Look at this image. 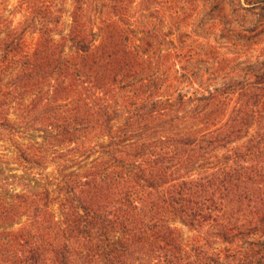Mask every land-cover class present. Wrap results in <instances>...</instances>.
<instances>
[{"label": "trees", "instance_id": "16d2710c", "mask_svg": "<svg viewBox=\"0 0 264 264\" xmlns=\"http://www.w3.org/2000/svg\"><path fill=\"white\" fill-rule=\"evenodd\" d=\"M59 2L19 0L10 12L0 0V143L42 180L0 194V264H264V199L248 195L258 177L242 172L239 150L196 158L219 139L183 124L207 117L197 110L210 96L169 95L172 53L149 62L151 41L135 45L122 25L135 0H74L67 34ZM121 92L133 102L118 117L104 97ZM38 127L42 141L30 137ZM217 185L220 196L207 192ZM20 212L31 222L15 230Z\"/></svg>", "mask_w": 264, "mask_h": 264}, {"label": "rangeland", "instance_id": "374dc122", "mask_svg": "<svg viewBox=\"0 0 264 264\" xmlns=\"http://www.w3.org/2000/svg\"><path fill=\"white\" fill-rule=\"evenodd\" d=\"M18 1L11 0L10 12ZM73 4L74 0L59 2L64 34L71 25ZM133 7L135 17L128 25L122 22L131 30L132 43L140 46L142 40H150L151 49L148 45L142 51L152 63L160 52L172 53L166 61L169 95L210 96L208 106L197 110L199 114L207 108V117L204 113L198 120L187 117L183 124L192 132L204 134L205 130L210 131L219 139L212 145L196 146V158L208 152L212 154L209 161L216 162L218 156L219 159L223 155L232 156L233 151L239 150L243 156L238 162L242 172L249 178L252 175L258 177L253 188L256 192L248 195L264 199V178H260L264 176V0H135ZM19 18L17 15L16 20ZM140 23L153 31H150L151 36ZM95 33L98 35V30ZM31 38L36 39V35ZM96 40H99V35ZM167 95L164 93V97ZM128 97V92L108 94L104 97V105L110 113L124 116L133 102ZM123 122L124 119L117 124ZM45 135L38 127L30 137L42 141ZM0 152L7 154V161L0 170L1 195H15L40 185L42 180L17 161L12 149L0 143ZM52 171V166L47 169L48 173ZM203 171L201 169L195 175L200 177L198 175ZM218 188L220 186L217 185L207 192L216 191L218 197ZM234 204L231 209L236 207ZM251 205L257 212L261 211L262 207ZM246 210L243 213L249 215ZM52 211L58 220L62 219L59 205L53 204ZM243 213L239 216V226L248 220L247 216H242ZM179 221L178 226L186 239L196 236L189 226ZM30 222L28 214L20 212L13 227L15 230L25 228ZM258 239L264 243V232ZM155 254L148 253L152 256V263ZM139 257L144 258V252ZM143 264L150 263L146 260Z\"/></svg>", "mask_w": 264, "mask_h": 264}]
</instances>
